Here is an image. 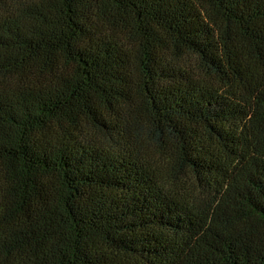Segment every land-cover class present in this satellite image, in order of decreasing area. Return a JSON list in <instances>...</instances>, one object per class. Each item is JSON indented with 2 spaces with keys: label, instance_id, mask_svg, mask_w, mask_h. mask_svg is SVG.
<instances>
[{
  "label": "trees",
  "instance_id": "obj_1",
  "mask_svg": "<svg viewBox=\"0 0 264 264\" xmlns=\"http://www.w3.org/2000/svg\"><path fill=\"white\" fill-rule=\"evenodd\" d=\"M0 264H264V0H0Z\"/></svg>",
  "mask_w": 264,
  "mask_h": 264
}]
</instances>
